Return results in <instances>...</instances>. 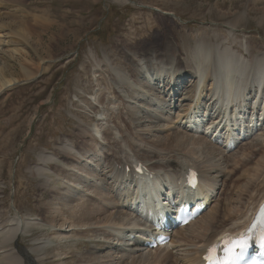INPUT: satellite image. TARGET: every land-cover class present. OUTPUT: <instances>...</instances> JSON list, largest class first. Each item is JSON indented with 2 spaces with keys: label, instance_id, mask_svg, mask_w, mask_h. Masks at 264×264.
<instances>
[{
  "label": "rangeland",
  "instance_id": "374dc122",
  "mask_svg": "<svg viewBox=\"0 0 264 264\" xmlns=\"http://www.w3.org/2000/svg\"><path fill=\"white\" fill-rule=\"evenodd\" d=\"M0 14L4 22L6 20L8 26H11L0 27L3 29L0 32L9 35L6 42H10L0 46L1 52H4L1 59L7 60L12 53L15 55V58H9L12 59L10 74L17 79L21 78V65L32 73L44 69L35 79L0 93V234L4 229L15 228L16 225L19 232V237L7 245L3 244L6 236L1 238L0 235V264H23L22 251H27L31 259L41 262L39 264L144 262L140 258L141 252L133 254L124 247L125 237L122 236L129 230L136 231L147 226L138 222L134 216L125 215L122 219L114 220L116 222L108 221L121 212L119 207L134 185L121 181L114 172H110V165L107 168L105 161L108 162V158L104 153H110L112 149L106 137L105 141L98 140L102 137V131H108L111 138L120 142V152L116 157L129 161L139 159L149 167L155 164L156 184L175 178L178 171H181L180 168L172 170L159 167L170 160L176 161L178 166L195 165L201 171L199 173L204 188L212 195L211 205L196 221L207 213L209 215L215 204L218 203L220 207V203H224L220 199L231 204L234 201L230 208H238L235 196L238 189L245 185L240 177L245 174L243 170H250V174H253L257 158L252 154L249 164L231 174L234 165H226V158L222 154L229 152L227 159H244L247 151L264 147V134L260 131L264 129V124L253 132L255 117L249 120L247 114H239L242 111L236 109L244 105L243 92L253 94L258 90L264 97V87H261L264 79L260 82L258 76L257 79L251 78L254 73L245 72L242 78L244 84L240 85V75L236 69L231 68L225 72L222 68L224 58L218 56L225 52L231 53L247 66L253 62L251 59L264 58V0H0ZM15 17L23 20L26 29H18L11 22ZM202 39L208 40L212 48L210 59H203L201 53L194 56L193 49ZM162 43L172 47L174 66L171 63H160L165 61ZM137 55L141 58L150 57L152 69L142 66ZM125 56L133 58L131 64H128ZM214 66L218 68L220 78L229 76L237 89H240L236 102L233 100L228 104L233 111L229 120L223 123L239 125L245 122L248 128L240 130L248 129L249 134L236 149L226 152L222 148L223 141L219 144L209 142L200 130H192L190 133L188 129L189 136L205 138L202 139L209 145L204 143V147L209 148L212 154L208 155L205 152L207 149L202 148L199 151H187L188 148L192 149L191 146L185 148L187 150L183 149L182 153L167 150L165 146L174 132H183L182 128L186 125L181 114L188 112L192 120L202 119L210 112L217 114L219 107H224L223 96L219 97V101L207 102L210 94L222 91L219 85L208 78ZM129 67L134 69L132 74L139 69L137 72L140 71L145 79H132V74L126 72ZM179 71L185 72V78H180L179 86L174 88L172 82L173 79H179L176 78ZM159 72L162 74H157ZM158 76L162 79L170 77L172 82L165 86L160 79L159 83H151L150 89L144 88L146 80ZM251 80L255 86L250 84ZM162 85L166 87L165 95L157 98V93L164 90ZM167 87L170 90L167 91ZM196 89L204 90L206 98L204 101L197 100L198 104L195 105ZM193 91L196 97L192 96L188 100L187 97ZM261 95L253 99V102H259L263 98ZM127 112L137 113L136 120H127ZM149 117L159 122L151 123ZM223 123H220L221 129ZM123 138L129 141V147L123 143ZM76 140L82 145L79 148L77 144L80 151L74 148ZM254 140L259 142L258 147H254ZM96 147L100 149L98 152L94 151ZM140 150L141 153L152 152L158 157L151 161L144 159L142 154L137 157V151ZM57 152L68 154L72 159L65 162L67 165L63 164L56 156ZM41 157L45 158L44 162ZM71 168L77 172L67 170ZM208 171H211L213 178L207 175ZM62 172L68 174L64 176ZM80 172L93 178L81 176ZM216 175L219 181L214 178ZM261 175L264 176V170ZM262 176L253 193L243 201L240 200L246 208L252 199L259 200L264 193ZM85 182L100 190V194L107 191L108 198L102 203L110 209L106 208V213L101 217L102 222L94 220V224L88 227L96 230L95 234L81 236L71 234V226H76L81 219L78 216L83 214L86 207L87 211L93 207L91 204L94 202L84 196L89 194L96 198L85 187ZM76 185H79L78 188H75ZM43 195H49L50 198H43ZM82 197L86 200H77ZM67 200L76 207H70ZM116 205L117 209L114 208ZM219 207L214 208L219 211ZM120 208L125 210L122 206ZM107 216L108 220H103ZM29 218L33 221H28ZM240 221L235 224L232 222L229 226H235ZM183 236L191 235L187 230ZM96 239L105 240L120 250L105 251L100 244L94 248L93 242ZM173 241L172 238L171 243ZM195 246L178 248L177 243L171 245L167 252L180 255L181 258L175 260V264H182L188 259L192 262ZM142 254L148 253L142 251Z\"/></svg>",
  "mask_w": 264,
  "mask_h": 264
},
{
  "label": "bare ground",
  "instance_id": "6f19581e",
  "mask_svg": "<svg viewBox=\"0 0 264 264\" xmlns=\"http://www.w3.org/2000/svg\"><path fill=\"white\" fill-rule=\"evenodd\" d=\"M123 1H126V0H123ZM162 14H166V13L163 12ZM169 15H171V13ZM10 17H13V16H10ZM40 18H42V17H40ZM5 22H6V20H5ZM5 22H4V18H2L1 14H0V27L11 28V26L10 27L8 26V24H7L8 22H6V23ZM11 22L15 23L18 29L21 28V27H25L24 29H26V26L23 23V20L22 19H18L17 17H15ZM11 25H12V23H11ZM1 30H3V29H0V31ZM18 33H20V32H18ZM18 33H16V34L19 36L21 33L20 34H18ZM9 34H11V33H9ZM8 36L9 35L7 33L5 34V33L0 32V46L6 45V44H9L10 43L9 41H8L9 43L6 42ZM21 37H23V39L25 38L24 35H22ZM207 41H204V39H202V40H200L195 45V47L193 49L194 56L197 57L198 53H201V56H202L203 59L206 60V59H210L211 58L212 48H211V46L208 43L209 41L208 42ZM164 44L162 43V47H163V50H164V53L163 54L165 55V61H162L160 63H162V64H170L171 63L173 65V61H172L173 60L172 59V56L173 55H172V52H171L172 47L169 44H166V43H164ZM1 51L2 50H0V93L3 92V91H5V90H7V89H10L12 87H15L16 85H19V84H22V83L31 81L32 79H35L44 70V69H41V70H39V72L32 73L31 71H29L28 69H26L23 65H21V78L17 79V77H15V76H13V75L10 74L11 73V69H12L11 68V65H10V60H12V59L9 60V58H15V55H13V53H12V54L8 55V59L7 60L6 59H1V56H3V53H4V52L2 53ZM129 57L130 56H125L126 60H128V64L129 63L131 64V61H133V58H130L129 59ZM218 57L219 58H224V62L222 64V68H223V70L225 72H228L231 68H235L236 69L237 73L240 75V78H238V79H240L239 80L240 81V85H243L244 84V81H242V78H243V75H244L245 72H250L251 71L252 73H254V75H252L251 78H256L257 79V76H258L260 82L262 81V79H264V58L263 57L262 58H258L257 57V60H256V58L255 59H251V60H253V62L250 63V66H247V65H245L242 62H239L233 54L228 53V52H225L224 54H222L221 56H218ZM138 58L141 59V61L143 63L142 66H144L146 69L149 70L152 67L151 61L149 60V59H151L150 57H148V58H146V57L145 58H141L140 56H138ZM216 59H217V55H216ZM239 59H240V57H239ZM217 61L221 62V60H217ZM245 62H247V61H245ZM135 65L137 67V64H135ZM175 65H176L175 67L177 68V64H175ZM133 70L134 69H130V67H129V68L126 69V72L131 75ZM137 70H139V69H137ZM137 70H136V73L135 74H132L130 77L132 79H134V80L145 79V78H143L145 76L140 71L137 72ZM159 70H161V69H159ZM211 72L213 73V75H211ZM211 72H209L208 78L210 77V81H212L216 85H219L222 88L221 89L222 91L221 92H218V90H217V92L213 93L212 95L210 94L209 99H208L207 102H211L210 100H214V102H215L216 100L219 99L220 96L222 97L223 95H225L227 97L226 101L228 102V104L229 103H232L230 101H233L236 98H239V96H240L239 95L240 89H237V87L235 86V84L232 83V81L230 80L229 76H225L224 79L220 78L218 76V68L216 66H214V68L211 70ZM233 72H232V75H233ZM157 74L160 75L162 73L159 72ZM183 75H185V72L184 71H179V73L176 75V78H179V79L178 80L173 79L174 80L173 82L170 81V77H168V79L167 78H163L162 79L160 76L155 77L154 79L151 77V79L149 81L146 80V83L144 85L145 87L144 86L143 87L146 88V89H150V84L151 83H152V85L153 84H156V83H159L160 82V79H162V81L164 82L165 86H169L170 85V82H172V87L176 88V86L177 87L179 86L178 83L180 82L179 81L180 78H185ZM165 79H167V80L165 81ZM205 80H207V79H205ZM191 81H192V79H191ZM250 84H252L253 86H255L253 80L250 81ZM163 85H162V90L163 89L164 90H163V92H158L157 93V98H162L160 96L161 95L162 96L165 95V89H166V87L163 88ZM258 86H260V85H258ZM220 87H218V88L220 89ZM261 87H264V81H262V86ZM198 88H200V87L198 86ZM168 90H170V88L168 89V87H167V91ZM195 91L197 92V97L195 96L196 95L195 94L196 92L193 91V93H191L192 95L191 96L189 95L187 97V99L189 100V99L192 98V96H195L196 97L195 105H196V104H198V103H196L197 100L204 101V99L206 98V96H205V94H203L204 93V90L196 89ZM260 91L263 92L264 89H263V91L262 90H260ZM175 93L176 92L174 90V94H173L174 97L176 96ZM247 93L248 92H246V93L243 92L242 93V96H243L242 97L243 98L242 101H243L244 105L241 104L236 109H240L242 111L239 114H243V115L247 114L248 119L250 120V119L254 118V113L256 115L257 114L258 115H261L262 113L264 114V101H263L264 100V97H263V95L260 94V92H258V90H255L253 94L252 93H248L247 94ZM260 95L263 98L259 99L260 100L259 102L256 101L254 103L253 102V99L259 98ZM213 96L215 97V99H213L214 98ZM236 100H235V102H236ZM251 107H252V109H251ZM254 108H255V112H254ZM219 109H220V111L218 110V113L217 114H215L216 112H214L212 115H209L208 114V118H202V119L199 118L200 119L199 123H201V124H199V123L197 125L195 124V127L196 128H200V129H205L206 126L209 123H210V125H214V124L217 125L220 122L223 123L224 115H226V114L227 115H231V113L233 111V109H232V111L230 110L228 112L227 111L228 110L227 105H225L222 108L219 107ZM209 110H211V109H209ZM128 112H127V114H128ZM127 114H126V119L128 118L127 120H130V121L136 120V114L137 113H130L128 115ZM189 115L190 114L188 112H184L180 116L182 120L183 119L185 120V123L186 124L190 123L189 120L192 119ZM149 119L151 120V123L159 122L154 117H152V118L149 117ZM234 119H236V118H234ZM120 120H123V118H120ZM217 120H219L218 123H216ZM255 122L258 123V120L255 119ZM105 123H107V122H105ZM235 125H237V124H235ZM262 125H263V123H262ZM224 126L225 125L223 123V127ZM187 128L188 127L184 125V127L182 128L183 132H179V131L174 132V134L171 136L170 140L168 141L169 142L168 145L165 146L166 149L167 150H171L173 152L182 153L184 151L183 149L188 148L189 146H191L192 149H189L188 148V150L187 149H185V150L190 151V150H194V149L197 150L198 149L197 151H199V148H202L203 150L207 149V150H205V152L208 155H211L212 153H211L210 149L204 147V143H206V144L209 145V143L204 140L205 138L202 137V138H204V139H202L200 137H197L196 138V137L189 136L188 135V129ZM260 131H261V129H260ZM189 132L191 133L192 131L190 130ZM103 133H105L106 136ZM261 133L264 134V130ZM105 137H106V141L108 143V146H110L111 149H112L110 153H108V152L104 153V155L108 158V162L105 161V163L107 165V168L110 165V168H108L110 170V172H114L113 171V168H112L113 167L112 165H113L114 162H116L118 165H120L122 167L127 166V160L126 159L122 160L118 156L116 157V154L119 155V152H120V142L117 141L114 138H111L108 131H102V137H101V139L98 138V140H104L105 141ZM230 139H232V141H233L234 139H238V138H235L234 134H232L231 131H228L227 134H226L225 143H226V141H229L227 143V146H229V147L233 146L232 144L234 143V142L231 143V140ZM208 141L211 142L209 139H208ZM257 142L258 141L254 140V143H255V146L254 147H258L259 146V142L258 143ZM123 143L127 144L128 147L131 145L126 138L125 139L123 138ZM77 144H78L79 148L82 147V145L79 144L77 142V140H76V142L74 144V148L77 149V151H80L77 148ZM99 147H96L94 149V151L98 152L101 149V147H100V149H98ZM225 147H226V145H225ZM229 147H227V148L229 149ZM222 148L224 149V147H222ZM263 148L264 147H260L256 151H252V150L251 151L250 150L247 151L244 159H239V158H237V159L236 158H228L227 159V156L226 155H228L229 152L226 155H223L222 154L223 158L224 159L226 158V161H225L226 165H228V163H232L234 165L233 167L231 165V167H232V170H231L232 173L231 174H234L236 172L241 171L242 168L244 167V165L249 164L250 163L249 159L252 160L249 157H251L252 154H253V156L256 155L255 159L257 158L255 160L256 162L254 163L255 164V168H254L255 170L253 171V174H250V170H243L246 175L244 174V175H241V177H240L241 178L240 179L241 181L244 180L245 185L242 186V187H240L238 189V193L236 194L237 197L235 196V198H237V200H236L237 202L236 203L239 204V205L236 204V206L238 205V208H230V206L233 205V202L234 201L231 204L229 202H226L225 200H221L220 199V201H223L224 203L221 202L220 203L221 204L220 207H219L218 203L214 205V207L215 206L217 208L219 207V211H217V208L212 207L213 208V211L211 212V210H212V208H211L210 211H209L210 212L209 215L207 213V215H204L203 217H200L199 220H197V221L195 220L192 223L190 222L188 225H186L187 227L185 226V228H180L181 230L178 229V228H175V231L173 230L172 231V235H171V241H172V238L175 241H173L172 243L170 242V244L167 247H165V248H158V249H155V250H147V249H144L142 247V245L145 242V239H144L145 238V233H146V231H144L145 228L144 229H138L136 231L135 230H129V231H127V233L124 236H122V237H125L124 238V241H123V242H125V246L124 247L128 248V250L131 251L133 254L141 252L140 258L143 259V261H144L141 264H146V263H148V264H175L176 262H174V261L175 260L178 261V259L181 258V257H179L180 255H178L177 252L175 254L172 253L173 255L171 254V252L170 253L167 252V249L171 245H175V244L178 243V248L179 247L180 248H184L187 245H194V246L196 245L195 248H194V251L192 253L193 256L191 257V258H194V260L191 262L190 259L187 258L188 260H186V261L184 260V262H182V264H188V261H189V264H199L200 253H201L202 248L205 246V244L209 243L210 241H212L213 239H215L216 237H218L220 234H222L225 231H233L236 228L241 227L243 224L246 223V221L248 220L249 215L250 214H253L254 211H255V209L257 208V206L260 205L264 201V193H263L262 196H261V198L259 200L254 201L252 199V202H251L250 206H247V208L244 206V204L242 202L243 199H245L246 197H249V195H251L250 193L252 191H254L253 189H255L256 184H258L257 181H259V177L262 176L261 174H262V171L264 170V149ZM224 150L227 151V149H224ZM168 152H170V151H168ZM55 154H56V156L59 158V160L63 164H66L65 162H68L69 160L72 159L68 154H62V153H59L58 154V152L55 153ZM140 154H142V156L144 157V159H148L150 161L151 160H154L155 158L158 157V156L156 157V154H154L152 152H148V151H145V152H142L141 153V150L140 151H137L136 156L137 157H140ZM42 155H44V154L42 153ZM260 156H261V159H258V157H260ZM46 157H48V156H46ZM41 158L43 159V162H44L45 158H43V157H41ZM137 160H139V159H137ZM146 162H148V161H146ZM175 162H174V160L173 161L170 160V161L166 162L165 164H162L159 167L160 168H165V169L171 168L172 170H175L177 168H181L182 170L184 169V165L178 166L177 165L178 163H175ZM47 164H49V163H47ZM122 164H124L125 166L122 165ZM129 164H131V163H128V167H129ZM157 164H159V163H157ZM39 165H37V166H39ZM41 165H44L45 166V164H41ZM153 165H155V164H153ZM153 165H151L149 167L151 171H154L155 170V166H153ZM147 166H149V165H147ZM186 167H190V169H194V170H195V168H197L193 164L191 166H186ZM226 167H229V166H226ZM67 170H71L72 173L77 172V171L73 170L72 168L71 169H67ZM79 171H81V170H79ZM199 172H201V171L199 170ZM202 173L205 174V172H202ZM208 173L209 174H207V175L210 176V177H212L211 176V174H212L211 171H208ZM216 173H217V171H216ZM62 174L65 176V174H68V172H66V173L65 172H62ZM79 174H81V176H86V177L93 178V176H90L89 174L84 173V172L83 173L80 172ZM228 174H229V172H228ZM262 177H264V176H262ZM128 178H130V176H128ZM214 178L216 179V181H219L218 175L214 176ZM142 179L144 180L146 178L143 177ZM96 180L97 181H100L101 179L98 178ZM199 180H200V185H199L200 191L201 192L203 191L204 194H207V192L204 190V188L202 186L201 177H199ZM222 180H223V178H222ZM261 183L263 184L264 182H261ZM84 184H85V187L88 189V191H90V192L92 191V194L96 197V198H86L90 202H94V204H91V205H93V207H91V209H89V211H87V207H86L85 210H84V212H83V214H81V215L78 216L82 220L81 219L79 220V218H78L79 222L76 224V226H71L72 227L71 232L68 230L71 234H74V235L75 234L76 235L77 234H80L81 236L82 235H88V234H95L96 233V230H94L92 228H88V227L90 225L94 224V223H92L94 220L96 222L101 221L102 215L105 214L106 211H107L106 208L110 209V207L107 204L102 203L103 201L105 202V200H107V198H108L107 191H103V193L100 194V190H97L96 188L92 187L89 183H86L85 182ZM78 186L79 185H76L75 188L76 187L78 188ZM140 188H145V187L143 185H141ZM224 188H226V186ZM230 191H231V189H230ZM201 196L202 195L200 193L199 194V197H201ZM42 197L43 198H48V199L50 198L49 195H43ZM82 199H85V198L82 197L81 199H77V200H82ZM250 199H251V197H250ZM52 200L55 201L57 199L56 198H53ZM58 200H60L62 202H65L62 199H58ZM240 200H242V201L240 202ZM67 201H68L67 203H68V205L70 207H76V206L71 205V202H69V200H67ZM109 201H111V199H109ZM129 201H130V199H128V197H127L126 200H125V202L124 203L122 202V205L121 206L125 210H121V208H120L121 206H120L119 207V210L121 212L120 213L118 212L119 213L118 215L113 216L109 220H108V216H107L103 220H108L109 222H116L114 220H116V219H122L125 215H126V217H128V216H134L133 213L130 212L131 213V215H130V213L126 212V210L128 211V205H129V203L132 202V201H130V202ZM65 205H67V204H65ZM149 205L151 207H154V205L152 203H149ZM104 206H106V207H104ZM117 207H118V205H116L114 208L117 209ZM151 207L148 206L147 208L150 210ZM111 209H112V207H111ZM149 215H150V218L154 220V223L156 225H159L158 218L160 216H162L161 211L159 209H155V212L154 213H150ZM243 215H245V216L243 217ZM134 218L139 222V220L136 217H134ZM239 220H241V221L243 220V223H241V221H240L235 226H231V227L229 226V224H231L232 222H234V224H235ZM11 222L12 221H10L9 223H11ZM96 222H95V224H96ZM16 226H15V228L4 229L3 232L0 234L1 235V238L4 235L6 236V238H4L3 244L6 243V245H7L8 243L12 242L14 239H16V238L19 237L18 236L19 232L17 231ZM123 228H126V227H123ZM177 230L179 232H177ZM187 230L189 231V233H190L191 236L184 237L183 236V233L185 231H187ZM198 230H200L201 232L199 233ZM174 232H175V234L173 235ZM130 236H134L132 240H129ZM205 238H207L206 242H204L205 241ZM120 240H121V238H120ZM190 240H192V241H190ZM193 240H195V241H193ZM93 244H94L93 245L94 248H98L96 246L98 244L102 245L101 246L102 247V250H105V251L106 250H109V251H119L120 250L116 246H112V245L108 244L107 242H105V240H101V239H99V240L96 239L93 242ZM179 244H182V245L180 246ZM132 248L135 249V251ZM138 249H140V251ZM163 249H165L166 251H164ZM89 250L92 251L91 249H89ZM197 250H198V252H197ZM121 251L122 252H126V250H123V249H121ZM142 251H143V253H145V251H146L148 254H142ZM17 253H18V255H20V251L17 250ZM118 253L119 252H117V254ZM115 254H116V252H115ZM21 255H22V260L24 261L23 264H39V263H41L39 261H35V260L31 259V257H30L31 255L27 251H22L21 252ZM122 256H126V255H122ZM174 256H177L178 258H175ZM133 258H135V257H133ZM9 260L11 262L12 261V258H10ZM145 260H147V261H145Z\"/></svg>",
  "mask_w": 264,
  "mask_h": 264
},
{
  "label": "snow or ice",
  "instance_id": "6c2138e0",
  "mask_svg": "<svg viewBox=\"0 0 264 264\" xmlns=\"http://www.w3.org/2000/svg\"><path fill=\"white\" fill-rule=\"evenodd\" d=\"M261 246H264V235L261 236ZM234 247H239L241 249L247 247V241H241L234 245ZM234 258L233 249H228V258L225 261V264H229V261Z\"/></svg>",
  "mask_w": 264,
  "mask_h": 264
}]
</instances>
